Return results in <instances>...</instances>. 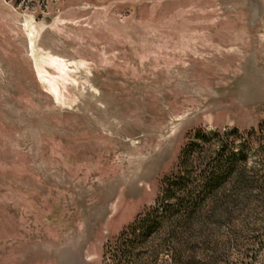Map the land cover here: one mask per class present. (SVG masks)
Here are the masks:
<instances>
[{
  "label": "rangeland",
  "instance_id": "1",
  "mask_svg": "<svg viewBox=\"0 0 264 264\" xmlns=\"http://www.w3.org/2000/svg\"><path fill=\"white\" fill-rule=\"evenodd\" d=\"M198 130L245 182L133 262L264 264V0H0V264L112 262Z\"/></svg>",
  "mask_w": 264,
  "mask_h": 264
},
{
  "label": "trees",
  "instance_id": "2",
  "mask_svg": "<svg viewBox=\"0 0 264 264\" xmlns=\"http://www.w3.org/2000/svg\"><path fill=\"white\" fill-rule=\"evenodd\" d=\"M201 134L202 130H198L194 135L195 140L183 150L180 170L165 180L163 194L156 205L141 214L121 233L116 248L110 249L112 262L104 264H134L143 251L149 250L151 240L162 234L165 226L169 228L167 234L173 235L176 224L194 217L199 206L197 197L206 199L210 195H219L221 189L231 181L238 185L245 182L246 160L243 151L225 149L227 146L223 141L219 146L221 151L218 157L206 163L197 177H191L188 169L191 151L194 145H198L197 141L203 139ZM166 241L169 240L166 239L164 244ZM185 251L180 244L173 248L175 264H184L182 258Z\"/></svg>",
  "mask_w": 264,
  "mask_h": 264
}]
</instances>
